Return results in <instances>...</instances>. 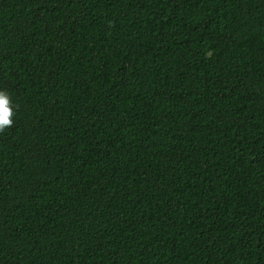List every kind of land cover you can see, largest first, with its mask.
Masks as SVG:
<instances>
[{
	"label": "trees",
	"instance_id": "trees-1",
	"mask_svg": "<svg viewBox=\"0 0 264 264\" xmlns=\"http://www.w3.org/2000/svg\"><path fill=\"white\" fill-rule=\"evenodd\" d=\"M0 264H264V0H0Z\"/></svg>",
	"mask_w": 264,
	"mask_h": 264
},
{
	"label": "clouds",
	"instance_id": "clouds-1",
	"mask_svg": "<svg viewBox=\"0 0 264 264\" xmlns=\"http://www.w3.org/2000/svg\"><path fill=\"white\" fill-rule=\"evenodd\" d=\"M10 100L8 92L0 90V130L10 127L13 123V120L10 119V116L13 115Z\"/></svg>",
	"mask_w": 264,
	"mask_h": 264
}]
</instances>
